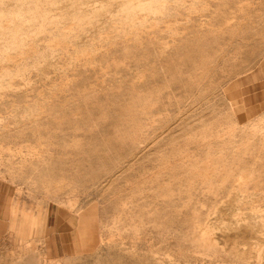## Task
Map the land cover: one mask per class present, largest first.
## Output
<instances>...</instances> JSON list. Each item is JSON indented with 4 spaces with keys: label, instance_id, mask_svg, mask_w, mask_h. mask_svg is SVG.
<instances>
[{
    "label": "rangeland",
    "instance_id": "rangeland-1",
    "mask_svg": "<svg viewBox=\"0 0 264 264\" xmlns=\"http://www.w3.org/2000/svg\"><path fill=\"white\" fill-rule=\"evenodd\" d=\"M263 57L264 0H0V264H264Z\"/></svg>",
    "mask_w": 264,
    "mask_h": 264
},
{
    "label": "crops",
    "instance_id": "crops-1",
    "mask_svg": "<svg viewBox=\"0 0 264 264\" xmlns=\"http://www.w3.org/2000/svg\"><path fill=\"white\" fill-rule=\"evenodd\" d=\"M227 94L239 113L261 112L264 110V57L250 71L236 77L227 87ZM0 212L5 201L4 190L0 186Z\"/></svg>",
    "mask_w": 264,
    "mask_h": 264
}]
</instances>
